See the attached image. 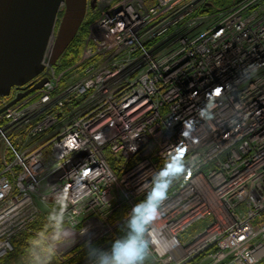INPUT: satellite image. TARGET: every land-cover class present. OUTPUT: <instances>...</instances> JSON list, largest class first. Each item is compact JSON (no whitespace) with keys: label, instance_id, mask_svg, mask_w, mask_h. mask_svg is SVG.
<instances>
[{"label":"built area","instance_id":"built-area-1","mask_svg":"<svg viewBox=\"0 0 264 264\" xmlns=\"http://www.w3.org/2000/svg\"><path fill=\"white\" fill-rule=\"evenodd\" d=\"M205 1L114 4L96 49L60 70L51 46L1 96L0 259L44 216L57 264H100L133 214L144 264L264 259V0L195 16Z\"/></svg>","mask_w":264,"mask_h":264},{"label":"water","instance_id":"water-1","mask_svg":"<svg viewBox=\"0 0 264 264\" xmlns=\"http://www.w3.org/2000/svg\"><path fill=\"white\" fill-rule=\"evenodd\" d=\"M89 5L94 6V1L0 0V96H9L15 86L38 76L51 46L50 63L57 64L78 35ZM46 81L17 99L40 89Z\"/></svg>","mask_w":264,"mask_h":264},{"label":"trees","instance_id":"trees-1","mask_svg":"<svg viewBox=\"0 0 264 264\" xmlns=\"http://www.w3.org/2000/svg\"><path fill=\"white\" fill-rule=\"evenodd\" d=\"M245 0H206L205 3L195 12V16L211 15L224 12ZM96 6H90L88 14L80 28L78 35L69 45L67 50L60 58V70L69 68L77 64L84 53L85 40L90 32V25L99 18V12ZM1 99V96H0ZM2 105L0 103V109ZM108 161L111 167L119 173L116 158L108 154ZM2 165L0 163V170ZM264 220V212L260 216ZM63 224L60 220H48L41 216L38 221L32 225L34 232H23L14 239L15 250L0 259V264H12V259L19 258V261L30 258L28 264H57V258L49 243L39 234L48 235L55 226ZM21 264H24L21 263Z\"/></svg>","mask_w":264,"mask_h":264},{"label":"clouds","instance_id":"clouds-1","mask_svg":"<svg viewBox=\"0 0 264 264\" xmlns=\"http://www.w3.org/2000/svg\"><path fill=\"white\" fill-rule=\"evenodd\" d=\"M128 223L129 233L114 242L111 251L101 256L100 264H144L152 243L147 234V224L136 214L130 217Z\"/></svg>","mask_w":264,"mask_h":264},{"label":"rangeland","instance_id":"rangeland-1","mask_svg":"<svg viewBox=\"0 0 264 264\" xmlns=\"http://www.w3.org/2000/svg\"><path fill=\"white\" fill-rule=\"evenodd\" d=\"M154 2H155V0H96L94 7L96 6V8L98 9L97 11L99 12V18L90 25V32H89V35L86 38L85 44H84L85 45L84 53H85V50H87L89 48L96 49V47H97L96 43L99 42L98 37H99V33H100L99 22L104 18L103 16L107 13L108 8H110L112 5L120 4L123 7H125V9L130 8V9H132V11L136 12V10H138L140 4L143 5L141 8L146 7V9H147V8H150L151 6H154L155 5ZM157 2H158V0H157ZM90 6L91 5H89V7ZM88 11H89V8H88ZM84 53H83L82 57L84 56ZM29 260H30L29 257L26 258L25 260H22V261H19V258H15V259H12V264H21L23 262H24V264H28ZM258 264H264V259Z\"/></svg>","mask_w":264,"mask_h":264},{"label":"bare ground","instance_id":"bare-ground-1","mask_svg":"<svg viewBox=\"0 0 264 264\" xmlns=\"http://www.w3.org/2000/svg\"><path fill=\"white\" fill-rule=\"evenodd\" d=\"M91 1H94V5H95V3H96V0H91ZM91 1L89 0V2L91 3ZM92 6V5H91ZM249 26H250V24H249ZM95 40V39H94ZM97 40V39H96ZM98 41V40H97ZM96 41V42H97ZM44 61V60H43ZM229 81H232V79H229ZM264 107V106H263ZM205 129H206V132L208 133V134H212L213 133V129L211 128V126L209 125V124H207V126L205 127Z\"/></svg>","mask_w":264,"mask_h":264}]
</instances>
